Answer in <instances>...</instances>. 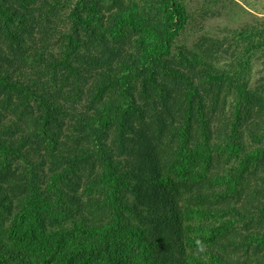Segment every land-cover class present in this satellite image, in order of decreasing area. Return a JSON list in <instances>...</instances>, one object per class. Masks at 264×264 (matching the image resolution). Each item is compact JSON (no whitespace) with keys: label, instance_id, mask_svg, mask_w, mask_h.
Segmentation results:
<instances>
[{"label":"trees","instance_id":"16d2710c","mask_svg":"<svg viewBox=\"0 0 264 264\" xmlns=\"http://www.w3.org/2000/svg\"><path fill=\"white\" fill-rule=\"evenodd\" d=\"M233 1L0 0V264H264V15L204 29Z\"/></svg>","mask_w":264,"mask_h":264},{"label":"rangeland","instance_id":"374dc122","mask_svg":"<svg viewBox=\"0 0 264 264\" xmlns=\"http://www.w3.org/2000/svg\"><path fill=\"white\" fill-rule=\"evenodd\" d=\"M230 7L227 14L206 20L205 31L220 33L225 26L235 27L246 20H250L253 14L264 15V0H234ZM200 32L202 31H197V33ZM195 34L187 31V36L182 34L181 40L190 43L194 40ZM259 68L260 66L256 65L254 70L258 71Z\"/></svg>","mask_w":264,"mask_h":264}]
</instances>
